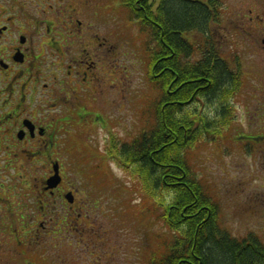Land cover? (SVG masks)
<instances>
[{
  "label": "rangeland",
  "instance_id": "374dc122",
  "mask_svg": "<svg viewBox=\"0 0 264 264\" xmlns=\"http://www.w3.org/2000/svg\"><path fill=\"white\" fill-rule=\"evenodd\" d=\"M261 1L221 0L219 23L208 32L210 42L220 57L229 60L231 70L234 72L237 68V59L243 71L239 87L228 100L224 125L220 117L215 122L214 112L207 109L208 104L202 99L184 111L189 118L206 117L214 124L187 154L194 177L218 204L222 227L236 238L252 234L264 243L261 158L257 149H243L237 140V135L251 130L248 123L254 121L251 115L255 111V99L260 95L259 57L255 56L258 53L253 46L258 28L253 26L249 40L237 26L247 31L243 18L258 14ZM10 19L13 21V17ZM89 20L96 25L92 29L102 33L104 44L102 111L99 113L102 128L92 127L84 139L86 144L77 137L86 149L76 146L67 159L66 180L78 189L79 203L73 207L56 204L44 212L46 228L35 227L38 239L42 236L43 241L28 255L34 256L36 264H144L145 251L153 248L152 237L162 233L150 209V203L155 201H148L139 191L131 171L108 159L106 152L108 141L124 143L141 131L147 119L146 105L156 97L147 77L146 38L120 0H102V13L90 15ZM28 22L31 23L30 18ZM199 35L195 32L193 38L197 40ZM199 54L196 51L194 59ZM97 165H101L102 175L95 179L83 175L84 169L92 170ZM165 196L168 200L169 196ZM26 202L22 205L27 216L36 215L39 207L45 205L31 203L28 198ZM149 209L151 215L147 219ZM36 218L37 222L30 225L40 222L41 218Z\"/></svg>",
  "mask_w": 264,
  "mask_h": 264
},
{
  "label": "flooded vegetation",
  "instance_id": "af4514ba",
  "mask_svg": "<svg viewBox=\"0 0 264 264\" xmlns=\"http://www.w3.org/2000/svg\"><path fill=\"white\" fill-rule=\"evenodd\" d=\"M257 8L258 14L243 18L247 31L237 26L249 40L253 26L258 28L251 42L260 68L254 121L237 140L243 149H257L264 168V0ZM100 13L102 0H0V264H36L28 255L43 241L35 227L46 228L51 206L79 203L78 189L66 180L67 159L76 146L86 149L77 137L86 144L91 128H102L104 44L89 20ZM235 62L239 78L243 71ZM56 172L59 181L49 187ZM83 172L102 175V167ZM27 198L45 205L27 216ZM36 216L40 222L30 225Z\"/></svg>",
  "mask_w": 264,
  "mask_h": 264
},
{
  "label": "trees",
  "instance_id": "16d2710c",
  "mask_svg": "<svg viewBox=\"0 0 264 264\" xmlns=\"http://www.w3.org/2000/svg\"><path fill=\"white\" fill-rule=\"evenodd\" d=\"M120 2L146 38L147 77L156 91L141 131L124 143L111 140L106 152L131 171L146 199L155 201L150 209L162 233L152 237L144 264H264L258 237L236 238L222 227L218 204L194 177L187 154L212 120L189 118L184 108L202 99L215 122L220 117L224 125L226 105L240 85L208 37L219 23L221 0Z\"/></svg>",
  "mask_w": 264,
  "mask_h": 264
},
{
  "label": "water",
  "instance_id": "95a60500",
  "mask_svg": "<svg viewBox=\"0 0 264 264\" xmlns=\"http://www.w3.org/2000/svg\"><path fill=\"white\" fill-rule=\"evenodd\" d=\"M55 170H56V168H55ZM58 181H59V177H58L57 172H56V174H54V176H52L50 178V180H48L49 187H54L58 183Z\"/></svg>",
  "mask_w": 264,
  "mask_h": 264
}]
</instances>
